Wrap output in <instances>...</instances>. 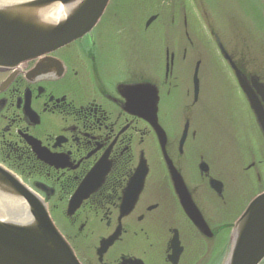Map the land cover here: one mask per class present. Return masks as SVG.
Returning a JSON list of instances; mask_svg holds the SVG:
<instances>
[{"label":"flooded vegetation","instance_id":"flooded-vegetation-1","mask_svg":"<svg viewBox=\"0 0 264 264\" xmlns=\"http://www.w3.org/2000/svg\"><path fill=\"white\" fill-rule=\"evenodd\" d=\"M111 2L95 29L102 24ZM154 16L155 22L158 15ZM183 17L182 33L190 45L187 15ZM148 20L145 31L151 25ZM95 29L91 35L14 71H0V166L42 197L49 213H65L67 227L77 231L75 235H63L81 264L94 263L93 256L95 264H208L210 253L211 257L218 253L220 258L227 228L220 224L215 229L208 220L207 192L225 201V189L223 181L212 174L198 109L204 91L200 59L207 52H196L193 61L192 46H180L173 52L167 46L164 70L157 72L155 80H149L145 68L112 71L98 63L90 52ZM218 39V53L234 76ZM228 54L249 81L255 77L264 84ZM137 84L157 88V116L164 137L129 110L123 87ZM177 94L178 109H165L167 101ZM165 110L172 117L167 123L162 117ZM167 162L185 186L206 228L208 225L210 237L207 229L202 232L185 213ZM143 163L147 169L143 188L123 216L124 199L134 194V178ZM253 166L254 162L243 168L248 171ZM88 179L93 192L68 216L72 197ZM210 180L222 184L220 194L211 188ZM97 229L105 231L98 245L82 251L78 238L87 239ZM117 230L119 238L99 255L101 241ZM84 231H88L86 235ZM175 239L182 251L172 262ZM207 242L215 246L209 250Z\"/></svg>","mask_w":264,"mask_h":264},{"label":"rangeland","instance_id":"rangeland-1","mask_svg":"<svg viewBox=\"0 0 264 264\" xmlns=\"http://www.w3.org/2000/svg\"><path fill=\"white\" fill-rule=\"evenodd\" d=\"M111 1L102 24L93 33L94 47L90 51L107 70L145 68L148 79L155 80L157 72L164 70L166 47L173 52L189 45L182 33L185 14L193 61L196 52H207L200 59L204 91L198 109L212 174L223 181L225 189V201L207 192V218L215 229L220 224L227 228L221 246L223 254L219 258L215 253L212 258L210 253L207 260L208 264H225L231 248L229 229L233 221L264 190V140L234 76L218 53L215 40L219 38L246 72L264 81V0ZM152 15H158V19L145 31L144 24ZM169 101L165 109H178V94ZM162 117L166 123L172 120L167 110ZM252 162L255 166L245 171L243 167ZM50 215L61 233L75 235L77 230L67 227L65 213L50 212ZM104 232L97 229L87 239L78 238L81 250L98 245ZM214 246L213 242H207L209 250ZM87 254L90 256V252Z\"/></svg>","mask_w":264,"mask_h":264},{"label":"water","instance_id":"water-1","mask_svg":"<svg viewBox=\"0 0 264 264\" xmlns=\"http://www.w3.org/2000/svg\"><path fill=\"white\" fill-rule=\"evenodd\" d=\"M110 0H33L0 5V71H14L21 64L46 56L89 35L99 23ZM65 8L43 14L53 6ZM155 17L150 19V24ZM220 51L234 71L237 83L264 137V84L257 78L250 81L233 62L225 48ZM196 92L198 78H195ZM129 110L146 120L159 137L164 132L158 123V90L151 84L124 86ZM161 139V138H160ZM162 141V139H161ZM169 170L181 205L190 220L202 231L210 229L201 217L189 193L172 168ZM146 166L141 165L134 178L135 192L125 197L121 214L134 206L143 188ZM221 183L210 180L220 194ZM86 180L70 201L68 216L93 192ZM120 230L100 243L102 255L119 238ZM173 256L181 254L175 239ZM264 261V192L256 196L236 221L231 232V248L225 264H261ZM0 264H81L73 248L53 222L45 202L21 181L0 166Z\"/></svg>","mask_w":264,"mask_h":264},{"label":"bare ground","instance_id":"bare-ground-1","mask_svg":"<svg viewBox=\"0 0 264 264\" xmlns=\"http://www.w3.org/2000/svg\"><path fill=\"white\" fill-rule=\"evenodd\" d=\"M29 1H33V0H3V1L0 0V5H3V4L9 5V4H16V3H21V2H29ZM63 8L65 7L62 5L53 6L50 9L43 12V14L51 15Z\"/></svg>","mask_w":264,"mask_h":264}]
</instances>
